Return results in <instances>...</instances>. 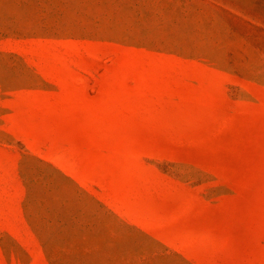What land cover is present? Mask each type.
Wrapping results in <instances>:
<instances>
[{
	"label": "rangeland",
	"instance_id": "obj_1",
	"mask_svg": "<svg viewBox=\"0 0 264 264\" xmlns=\"http://www.w3.org/2000/svg\"><path fill=\"white\" fill-rule=\"evenodd\" d=\"M0 264H264V0H0Z\"/></svg>",
	"mask_w": 264,
	"mask_h": 264
}]
</instances>
